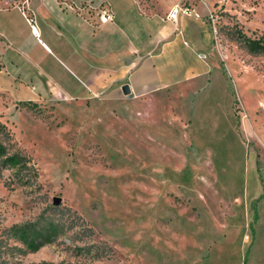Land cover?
Here are the masks:
<instances>
[{
	"label": "rangeland",
	"instance_id": "rangeland-1",
	"mask_svg": "<svg viewBox=\"0 0 264 264\" xmlns=\"http://www.w3.org/2000/svg\"><path fill=\"white\" fill-rule=\"evenodd\" d=\"M68 1L0 0V138L38 171L0 167V264H264V0H206L217 71L148 95L92 92Z\"/></svg>",
	"mask_w": 264,
	"mask_h": 264
},
{
	"label": "crops",
	"instance_id": "crops-1",
	"mask_svg": "<svg viewBox=\"0 0 264 264\" xmlns=\"http://www.w3.org/2000/svg\"><path fill=\"white\" fill-rule=\"evenodd\" d=\"M179 1L162 0L151 9L141 0L68 1L73 9H90L102 26L96 43L86 46L89 57L83 62L92 71V92L128 84L131 94L148 95L217 71L210 4L185 1L200 16L180 14L176 22L165 18ZM104 13H112L113 19L103 20ZM72 43L76 51L82 45L76 38Z\"/></svg>",
	"mask_w": 264,
	"mask_h": 264
},
{
	"label": "trees",
	"instance_id": "trees-1",
	"mask_svg": "<svg viewBox=\"0 0 264 264\" xmlns=\"http://www.w3.org/2000/svg\"><path fill=\"white\" fill-rule=\"evenodd\" d=\"M237 38L242 40L252 52L264 51V35L258 38L247 36L242 31L236 33ZM0 133H4L11 138V133L5 123L0 122ZM5 139V140H4ZM13 143H8L6 138H0V167L15 168L14 175L18 182L22 185L29 186L38 177L36 165L30 157L16 149L11 151ZM54 224L49 222L43 229L47 230L44 235L51 234L54 230Z\"/></svg>",
	"mask_w": 264,
	"mask_h": 264
},
{
	"label": "built area",
	"instance_id": "built-area-1",
	"mask_svg": "<svg viewBox=\"0 0 264 264\" xmlns=\"http://www.w3.org/2000/svg\"><path fill=\"white\" fill-rule=\"evenodd\" d=\"M180 14L200 16V13L198 11H196L190 4H188L185 1H179L167 13L165 18L176 22L178 20V17ZM210 18L213 22L216 21V17L214 15V13H212V12H210ZM102 19L103 20L113 19V14L112 13H104L102 15ZM32 31L34 34L38 33V29H37L36 25H34V24H32Z\"/></svg>",
	"mask_w": 264,
	"mask_h": 264
},
{
	"label": "water",
	"instance_id": "water-1",
	"mask_svg": "<svg viewBox=\"0 0 264 264\" xmlns=\"http://www.w3.org/2000/svg\"><path fill=\"white\" fill-rule=\"evenodd\" d=\"M122 89H123V91H124L125 93H130V87H129L128 84H124V85L122 86ZM54 201H55L56 203H59V202L61 201V198H60V197H56V198L54 199Z\"/></svg>",
	"mask_w": 264,
	"mask_h": 264
}]
</instances>
